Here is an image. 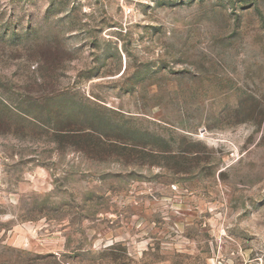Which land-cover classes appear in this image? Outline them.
I'll list each match as a JSON object with an SVG mask.
<instances>
[{"label": "rangeland", "instance_id": "obj_1", "mask_svg": "<svg viewBox=\"0 0 264 264\" xmlns=\"http://www.w3.org/2000/svg\"><path fill=\"white\" fill-rule=\"evenodd\" d=\"M264 261V0H0V264Z\"/></svg>", "mask_w": 264, "mask_h": 264}, {"label": "built area", "instance_id": "obj_2", "mask_svg": "<svg viewBox=\"0 0 264 264\" xmlns=\"http://www.w3.org/2000/svg\"><path fill=\"white\" fill-rule=\"evenodd\" d=\"M260 261H261L260 264H264V261H262L261 259H260Z\"/></svg>", "mask_w": 264, "mask_h": 264}]
</instances>
